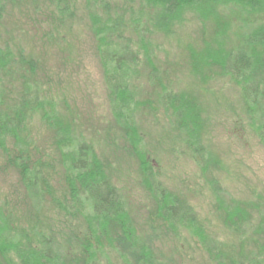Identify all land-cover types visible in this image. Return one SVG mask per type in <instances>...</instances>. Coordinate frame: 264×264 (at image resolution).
<instances>
[{
	"label": "rangeland",
	"instance_id": "1",
	"mask_svg": "<svg viewBox=\"0 0 264 264\" xmlns=\"http://www.w3.org/2000/svg\"><path fill=\"white\" fill-rule=\"evenodd\" d=\"M257 2L255 9L244 0H218L209 8L202 4L205 16L186 6L169 31L159 33L145 23L155 12L149 14L146 5L138 2L68 0L70 15H66L52 0H0V51L7 49L9 69L15 72L5 76L0 71V89L6 102H12L21 91L18 76L26 74L33 85L32 98L39 103L37 108L29 106L20 134L28 147L29 165L36 166L32 175L42 198L38 205L28 197L19 171L0 156V210L13 233L28 237L34 245L40 238L48 240L57 258L69 264H136L139 249L127 250L128 241L120 243L114 234L93 230L86 194L75 203L70 200L66 162L83 143L120 194L135 234L148 245L152 259L160 264H216L188 230L172 231L156 218L147 179L124 138L122 119L115 115L120 109L112 102L99 38L92 29V19L102 16L105 4L112 15L134 12L143 17L144 26L138 30L128 26L124 36L131 48L137 51L144 45L148 51L147 56L140 49L129 89L134 93L132 102H137H131L130 108H135L132 120L141 138L139 150L146 154L152 179L188 203L203 235L223 244L221 252L210 241V251L219 248L224 260L251 253L250 239L257 243L264 239L257 234L258 224L264 222V147L257 133L264 122V97L250 110L231 76L214 66L195 75L189 65L198 62L206 47L219 49L215 41L229 53L245 48L244 39L255 31H264V0ZM262 46H256L257 51L262 52ZM245 52L251 51L245 48ZM21 59L33 61L34 72L25 65L18 70ZM162 88L175 96L189 94L201 106L200 141L212 157L207 169L218 186L215 192L184 144L172 112L160 104ZM54 120L70 133L71 145L64 149L55 145L50 127ZM217 200L250 215L251 227L244 237L224 225Z\"/></svg>",
	"mask_w": 264,
	"mask_h": 264
},
{
	"label": "trees",
	"instance_id": "2",
	"mask_svg": "<svg viewBox=\"0 0 264 264\" xmlns=\"http://www.w3.org/2000/svg\"><path fill=\"white\" fill-rule=\"evenodd\" d=\"M89 1L91 0H86V2ZM123 1L145 4V8L149 11V14H151V11L155 12L150 20H146L145 23L154 31L166 33L169 31V27L174 19L181 14V9L184 7L192 5L196 12L205 16L207 13L202 10L203 5L209 8L212 7L207 6L209 3L213 4L218 0ZM257 1L244 0V4L255 9L258 5ZM52 2L59 12L70 15L68 0H52ZM101 7L106 9L102 10L101 17H94L92 19V29L95 36L99 38V47L102 49L99 54L103 73L109 93L113 96L112 102L114 106H117L126 113H120V110H117V114L115 115L118 121L122 119L121 127L124 132V138L131 149V153L139 162L141 172L147 179V186L154 201L156 218H158L162 225L168 227L170 230L172 229V231H176L177 229L188 230L193 237L199 240L205 252L216 264H263L264 222L258 224L257 230V234H262L263 241L257 243L256 240L250 239L253 244V251L251 253L239 254L241 256L239 257V259L241 258L240 260H224L221 253L223 244L202 234L201 229L197 226L198 221L195 214L188 203L177 196L168 194L164 188L152 179V168L147 161L146 154L139 150L141 138L132 120V112H134L135 108H130V104L134 100V93L129 89L130 78L136 74V68L139 65L138 53L140 49H144L143 54L148 56V51L144 48V45H141L140 48L137 47V51L135 48H131L130 43L126 42L128 39L124 36L125 31H128L130 28L138 30L139 27L144 26L142 25L143 17L142 14L140 16L139 13L134 12H128L129 15H125V17L118 16V12H113L112 15L110 7L108 8L105 4ZM150 28L146 27L144 30L147 32ZM120 41L124 43L122 44ZM215 42L217 43V47L220 48L212 50L206 47L200 53L198 62L193 61L192 66L189 65V69H192L191 72L193 74L201 75L204 67H218L224 75L232 77L233 82L238 86L243 95L242 98L245 104L249 105L250 110L254 111L261 97H264V90L262 89L264 88V53H262L264 51V31L257 30L244 39L242 46L249 49L250 53L245 52V48L228 53L222 48L220 41ZM259 44L263 45L262 52L256 49V46H259ZM8 57L9 53L7 49L0 51V71L5 76L15 74L14 71L9 69L8 64H10V61ZM19 65L20 68L18 70L22 69L21 67L25 65L30 72H34L35 65L31 60L21 59ZM151 76L152 78L156 76L155 71ZM19 79L22 81L21 91L12 102H6L3 89H0V156H6V160L12 163L13 167L19 171L28 197L35 202L33 205H38L42 198L35 189L38 186L37 182H35L37 178L32 175V169H35L36 166L31 167L29 165L28 147L24 145V140L20 139V134H22V126L27 112H29V106L34 104L35 108H37V106L39 107V103H37V99L32 98L33 85H31L30 81H27V75L21 74L18 76ZM160 94V104H164L166 111L170 110L172 112L177 130L185 136L184 144L188 147L192 158L198 163L203 174L208 176L211 189L215 192L218 190V186L210 178V171L207 169V165L211 162L212 157L207 154L205 147L200 141L199 133L202 128L201 106L196 98L189 94L171 95L165 88L161 89ZM132 103L133 105H137L136 101ZM44 118L49 121L56 119L55 117L50 119L46 116ZM50 125L58 150L71 145V136L68 129L61 128V124L57 120H54ZM257 133H259L261 144L264 147V122L257 127ZM7 141H9L10 146H7ZM11 146L13 149L10 148ZM68 156L71 157L69 161L66 159L68 161L66 162L67 170L70 176L67 177L66 184L70 200L75 203L81 195L86 194L88 196L91 201L88 209L96 226L93 230H97L98 233L103 235L114 234L120 243L128 241L130 244L127 250L130 248L139 249L141 251L140 257L134 258L136 264H160L159 261L152 259L153 255L149 253L148 245L135 234L120 194L110 183L102 164L94 157L88 147L82 143L78 146L75 156L73 152ZM62 160L64 163L65 159L63 158ZM223 202L218 201L217 205L224 212L222 213L224 225L234 232L238 231L244 237L249 227H251V221H249L250 215L237 205L226 207L227 205ZM177 211L180 212L178 213ZM12 229L10 225L6 224L3 213L0 210V264H69L57 258L58 255L50 248L48 240L40 238L36 240L37 245H34V243L28 240V237L13 233ZM210 241H214L218 247H221V252L219 248L217 251H210ZM139 244H141L140 247L138 246ZM11 255L16 256L18 261H14Z\"/></svg>",
	"mask_w": 264,
	"mask_h": 264
}]
</instances>
